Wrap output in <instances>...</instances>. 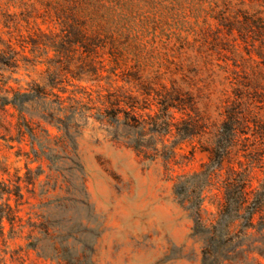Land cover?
I'll return each instance as SVG.
<instances>
[{
    "label": "rangeland",
    "instance_id": "rangeland-1",
    "mask_svg": "<svg viewBox=\"0 0 264 264\" xmlns=\"http://www.w3.org/2000/svg\"><path fill=\"white\" fill-rule=\"evenodd\" d=\"M24 74L13 79L30 82ZM32 79L47 91L59 86ZM181 99L171 112L180 119L186 111L197 125L172 134L161 120L130 121L148 112L142 101L118 119L109 106L105 120L86 105L64 125L37 112L25 123L10 109L0 127V264H264V133L250 114L254 98L245 96L241 111L251 129L226 157L202 125L219 110ZM214 172L215 185L205 183ZM197 174L206 177L194 182L203 228L175 188Z\"/></svg>",
    "mask_w": 264,
    "mask_h": 264
},
{
    "label": "trees",
    "instance_id": "trees-1",
    "mask_svg": "<svg viewBox=\"0 0 264 264\" xmlns=\"http://www.w3.org/2000/svg\"><path fill=\"white\" fill-rule=\"evenodd\" d=\"M23 73L30 82L13 79ZM32 74L59 86L47 91ZM183 94L194 107L219 110L216 120L205 114L202 123L217 156L230 155L251 129L241 115L245 96L254 98L250 114L264 133V0H0V127L10 109L25 123L37 112L64 125L71 110L86 105L105 120L109 106L118 119L142 101L148 112L130 121L161 120L169 134L180 126L189 131L197 125L190 115L176 119L171 112L185 105ZM205 178L184 176L175 186L192 203L197 228H203L202 203L194 182ZM216 179L214 172L205 183L214 186Z\"/></svg>",
    "mask_w": 264,
    "mask_h": 264
}]
</instances>
